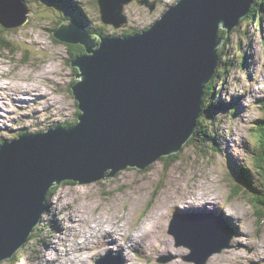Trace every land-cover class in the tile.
<instances>
[{
  "label": "rangeland",
  "instance_id": "374dc122",
  "mask_svg": "<svg viewBox=\"0 0 264 264\" xmlns=\"http://www.w3.org/2000/svg\"><path fill=\"white\" fill-rule=\"evenodd\" d=\"M24 1L30 9L27 23L7 30L8 33L0 27V35L3 37L10 33L8 40L11 39L14 47L17 48L15 52H12L0 42V76H2L0 81L4 85H13L15 82L20 84L21 81L22 84H38L45 87L52 94L50 96L61 102L48 108L40 100L20 104L15 95L20 93L21 87L0 89L2 104L0 106V114H2L0 144L3 140L11 141L20 137L25 131L46 130L53 125L73 124L78 120V102L71 87L78 81L76 78L78 69L70 62L73 58L72 52L75 51L73 46L61 42L53 35V27L56 28L57 22L59 23L65 17L58 14L56 7L44 5L41 0ZM79 1L83 5L80 4L78 12L87 26L92 29L101 28L107 35H121L128 28L140 31L149 27L162 16L170 4L178 0H159L157 8L153 11L147 5L133 0L125 8L129 20L126 23L127 27L118 29L102 22L95 0H77V3ZM261 14L255 20L245 17L228 35L230 43L223 56L233 58L235 55L236 60L240 62L233 67L229 64L224 66L221 63L218 72L227 68L228 72L219 75L221 79L217 80L215 89L206 91L205 111L199 122L203 120V124L200 126L198 124L199 132H195L194 139L189 140L190 142L174 155L167 167H165L164 159H160L150 164L145 170L127 168L114 177L94 183L62 182L53 189L50 200H47L45 214L32 233L31 239L18 250L15 257L0 264H49L47 259L44 262L41 260L34 262V256L38 250L46 247L50 239L49 235H55L54 239L59 242V245L63 243L61 232L64 231H58L57 222H61L67 228L65 236L67 234L69 236L66 243L72 249L70 255L74 257L73 253L80 254L81 250L89 254L84 256L87 260L84 257L79 260L62 257L60 261L52 264H73V262L74 264L79 262V264H97V260L102 255L108 254L114 257L116 264H125L117 256L116 250L115 255L107 253V250L98 249L102 248L98 245L99 243L91 240L77 243L83 241L86 238L85 231L91 230V225L96 224L97 221H103V217L109 220L123 217L121 224H125L127 230L124 231V235L128 234L129 237L140 226L143 231L147 230L152 220L154 223L157 222L154 229L159 232L156 231L154 237L160 234L175 238L177 246L188 249L181 255H175L158 247V240L153 242L150 239L147 249L143 246L139 247L141 252H130L133 257H140L138 261L142 264H168L177 257L183 264H196L188 260L203 259L210 249L194 253L193 249L185 245L183 237L179 239V242L171 233L174 221L176 229L179 230L184 226L185 219H193L202 214L207 216L205 218L207 220H209L208 216L216 218L222 231V243L231 236L230 247L226 248L227 250L237 246L244 251H253V248L246 249L235 240L243 226L249 228V238L261 240L263 237L262 240H264V205L256 203V198L264 191L263 172L259 174L256 167V154L259 152L258 128L264 121V8ZM236 46L239 52L241 50L246 53V60L245 57L238 56ZM49 65L51 73L47 72ZM1 70L6 71L7 74L3 76ZM48 74L53 79H49ZM21 76H28V78L23 81L19 79ZM207 116H211L212 119ZM194 194L203 195L202 201L216 195L214 202H220L225 217L238 214L240 218L236 222L239 229L235 231V226L230 227L232 224L225 219L229 225L222 219L224 217L222 209L217 208L215 203L203 204L195 208L183 204L173 206L168 204L170 197L173 198L174 195L185 200ZM47 199H49L48 195ZM260 200L264 199L260 196ZM53 203L55 210L57 209L56 212L54 209L50 211ZM65 205H71V207ZM71 211L78 218L83 219L75 227H72ZM209 211L221 216L213 215ZM257 211H260L259 215ZM53 212L59 219L53 220L52 214H49ZM160 212H164V216L158 215L161 214ZM166 212L167 219H163ZM90 220H92L91 223H89ZM151 241L153 243H150ZM151 244L153 247L150 248ZM64 249L65 245L62 246L61 254ZM226 249L212 255L206 264H211L213 257L222 256ZM250 263L245 262V264Z\"/></svg>",
  "mask_w": 264,
  "mask_h": 264
},
{
  "label": "water",
  "instance_id": "95a60500",
  "mask_svg": "<svg viewBox=\"0 0 264 264\" xmlns=\"http://www.w3.org/2000/svg\"><path fill=\"white\" fill-rule=\"evenodd\" d=\"M137 1L157 8L156 0ZM255 1L178 0L148 29L131 34L99 35L76 20L59 22L54 37L85 49L71 61L78 68L71 87L80 113L69 126L0 144V263L29 241L52 187L94 183L127 168L144 170L162 157L169 165L196 132L206 88L220 65V32L230 34ZM132 2L98 0L102 22L127 27L125 8ZM29 11L22 0H0V25L24 26ZM216 221L193 217L179 230L173 222L171 233L194 253L210 249L203 259L188 261L206 264L230 247L231 236L222 243ZM106 261H114L112 255Z\"/></svg>",
  "mask_w": 264,
  "mask_h": 264
},
{
  "label": "bare ground",
  "instance_id": "6f19581e",
  "mask_svg": "<svg viewBox=\"0 0 264 264\" xmlns=\"http://www.w3.org/2000/svg\"><path fill=\"white\" fill-rule=\"evenodd\" d=\"M127 19H128V17H127ZM69 20H73V19H69ZM125 25H126V23H125ZM145 29H148V28H145ZM145 29H142L140 31H143ZM140 31L136 30L135 33L140 32ZM72 59L70 61H72ZM50 68H51L50 65H49V67L47 66V72L50 71V73H51L52 70H50ZM44 70H45V68H44ZM1 73L3 74V76H5L7 74V72L6 71H3V70H1ZM48 75H49V79H53V77H51L50 74H48ZM1 77L2 76H0V78ZM27 78H28V76H25V77L24 76H21L19 79L25 81ZM21 82H20V84L17 83V82H15L16 84L14 83L13 85H4L2 83V81H0V89H2L4 87H12V88L13 87H21L20 93L15 95L16 96V99L20 102V104H22V103H27L28 104L30 101L37 102L38 100H40V102H43V104H45L47 106V108H48L49 106L50 107L56 106L57 103H60L61 102L60 100H58V99L50 96L52 94H50V92L45 87H41L40 85L35 84V83L22 84ZM7 91H8V89H7ZM1 105L2 104L0 102V106ZM1 116H2V114H0V117ZM192 137L190 138V140L192 139ZM202 196L201 195L198 196V195H195L194 194L190 198H187V199L184 200L183 198H179L178 195H174L173 198L170 197L171 199L168 202V204H169V206L170 205L173 206V205L183 204V205H188V207H192V208L194 207L195 208V207H200V205H203V204L215 203L216 206H217V208H219V209H222L223 208L221 206L220 202L219 203L214 202V200H216V198H217L216 195H214L213 197H210L209 200L208 199L207 200L205 199V201L204 200L202 201V198H203ZM67 205H65V206H67ZM162 205L161 206L164 208V204H162ZM67 207L70 208L71 205H69ZM53 209L55 210L54 203H53V207H51L50 211H53ZM56 210H55V212H56ZM161 210H162V208H161ZM205 210H206V208H205ZM73 211H71L70 218H71L72 225H73L72 227H75V226L78 225V222H82L83 219L80 218V217L78 218V216L75 215L73 213ZM157 211H160V210H157ZM209 212H211L213 215L218 216L216 213H213L212 211H209ZM222 212H223V216H224V210L223 209H222ZM49 214L50 215L52 214L51 216H53V220L59 219L58 216H55L54 215V212L53 213H49ZM163 214H164V212H162L161 214H158V215H163ZM156 215H157V213H156ZM237 215L232 214V215H230V217H225V216L222 217V219H224V220L226 219L227 221H229L232 224V225H230L225 220L230 225V227H232V226H235L236 227V228L233 227L235 229V231L239 229L238 224H237L236 221H238L240 217H238ZM102 216H103V214H102ZM201 216H203L204 218H207V216L204 215V214L200 215V217ZM220 216H218V217H220ZM157 217H153V219L154 218H157ZM104 218L105 217L102 218L103 221L100 220L99 222L97 221L96 224H94V225L92 224L91 225V230H88L87 229L85 231V233H84V235L86 236V238L83 241H81V242L78 241L77 243L80 244V243H82L84 241H89V240H91V241H93L95 243H99L98 245L100 247H102V248H98V249L103 250V251L104 250H107L106 251L107 253H112L114 255H115L114 252L117 251V253H118V254L116 253L117 256H119L123 260V262H125V264H131V263H133V264H142V263H140L138 261L141 258L138 257V256H134L133 257L132 255H130V252H133V253L139 252V251L141 252V250L139 249V247H143V246H146V249H147V243H149V240L150 239H152L153 242L155 240H158L159 241V243H157L159 245L158 247H160L161 249H163V250H165L167 252L175 253V255H181L183 252L188 251V249H185V247H183V246H177L175 244V241H174L175 238L173 239L171 237H165V236H162L160 234L158 236L156 234V237H154L153 236L154 233L156 231L158 232V230L157 229H154V225L157 222L154 223V221H152V220L150 221V223H151L150 226H152V227L149 226L150 228L148 227L147 230L145 229L143 231L142 230V226H140L139 228H137V230L135 231V233L133 232V234L129 237L128 234L124 235V231L126 230V225L125 224H121L123 217H121L122 219L121 218H116V219H112V220L107 219V217L105 219ZM163 219H167V212H166V215H165V217ZM91 221L92 220H90L89 223H91ZM143 224H144V222H143ZM57 225L59 226L58 227V229H59L58 231L59 232L64 231V232H61L62 233L61 240L63 241V243L61 245H59V242H57V240L54 239V236L55 235H49L50 239L47 242L46 247L45 248L43 247V249L38 250L35 253L34 262H36L37 260H41L42 262H44V260L47 259L49 261V264H52L54 262L60 261V258H62V257H65V259L69 257V260L70 259L72 260V258H74V260H75V258H78L77 260H79L80 258L84 257L85 254H87V256H88L89 253L87 251H82V250L80 251L81 252L80 254L73 253L74 254V257L72 255H70V251L72 249H70L69 246H67V243H66V242H68L67 239H68L69 236H68V234L65 236L66 229L67 228H65V226L61 222H57ZM145 228H147V227H145ZM142 234H144V235H142ZM248 234H249V228L243 226L238 231V235H237V238H236L235 242L240 243V245L242 247H245L246 249H248V247H251V248H253V251H251V252H248V250L247 251H244V249H240V248L238 249L237 246H235L234 248H230L228 250L226 249L227 251L224 254H222V256L218 257V255H217L216 257H213V261L211 260L212 261L211 264H245V262L246 263H250V261L252 262L250 264H264V240H262L263 237H261V240H259V239H255L254 240V239L249 238L248 237ZM142 236H144V237L142 238ZM140 238H142L141 241H140ZM153 242L151 241L150 243H153ZM63 245H65V249H64L63 254H61L60 252L62 250V246ZM149 247L150 248L153 247V244L149 245ZM93 250H95V249H93ZM65 251H66V254H65ZM103 256H104V258L102 259V263L101 264H109L106 261L107 255H102L101 257H103ZM122 256H123V258H122ZM248 257H252V258H248ZM84 258L87 260L86 257H84ZM112 259L115 261V259H114L113 256H112ZM114 261H112L110 264H116ZM67 263H69V262H67ZM73 264H74V262H73ZM168 264H183V262H182V260L179 257H177V258L171 260Z\"/></svg>",
  "mask_w": 264,
  "mask_h": 264
},
{
  "label": "trees",
  "instance_id": "16d2710c",
  "mask_svg": "<svg viewBox=\"0 0 264 264\" xmlns=\"http://www.w3.org/2000/svg\"><path fill=\"white\" fill-rule=\"evenodd\" d=\"M41 1H42V3L44 5H49V6L56 7L57 10H58V14H60L62 17H65L64 19H73V20H76V21L80 22L81 24L85 25L90 32H95L94 34L107 35V33L103 29H101V28H99V29H95V28L92 29L90 26H87L86 22L82 18H80L78 9L80 8V4L83 5L82 2L79 1V3H77V0H41ZM95 2H96V4H98V7H99L98 0H95ZM24 3L26 5H28L25 1H24ZM263 8H264L263 7V0H259V1L256 0L255 3L253 4L252 8H251L250 14L247 17L249 19L255 20L256 18H258L259 16L262 15L261 13L263 11ZM58 26H59V23L57 22V27ZM0 27H2V26L0 25ZM4 30L7 32V30H9V29L4 28ZM53 30H55V26L53 27ZM135 31L132 28H128V29H125L124 30V34L135 33ZM9 34L8 35H4L3 37L0 35L2 37V38H0V42L2 44H5L8 48H10L12 50V52H15L17 48L14 47V45L11 42V39L8 40ZM220 34L225 39L224 48H222V50H220V63L224 64V66H228V64H229L230 67H233L238 62H240V60H236L237 58H236L235 55L233 56V58L232 57L231 58H227L226 56L225 57L223 56L224 53H225V49L228 48V43H230V40L228 39V35L229 34L226 31H224L223 29L220 32ZM84 52H85V49L82 46V50L80 52H78L77 54H74L72 57L78 56L79 54H83ZM237 52L239 53L238 56L240 58L245 57V60H246V58H247L246 53L241 52V50L239 52L238 51V47H237ZM218 70H219V67L216 70L215 77L212 80L211 84L209 86H207L206 91L211 90V89H215V86L218 84V81L217 80H220L221 79L219 77V75H224V73L228 72V68L225 69V70H221L219 72H218ZM263 104H264V102H263ZM205 105H204V108H203L204 111H205ZM79 113L80 112L78 111V115H79ZM207 117L210 118V119H212L211 116L210 117L207 116ZM199 122H200V120H199ZM198 124H199V126L202 125L203 124V120H201V123H198ZM66 125H69V124H64V126H66ZM199 126H197V129H196L197 132H199V130H198ZM258 129H259L258 130L259 152H257V154H256V167L259 170V174H260V172H263L262 179L264 180V121H263V123H260L259 124V128ZM25 133H31V132L30 131H25ZM195 134L192 137L193 139L195 137ZM165 158L166 157H162L161 159H165ZM55 187L51 188V190L49 191V193H48V198L49 199H47V200H50V198H51V196L53 194V189ZM260 196L264 199V191H263V193ZM260 196H258L256 198V203L257 204L264 205V200H260ZM256 213H257V215H259L260 214V211H257ZM261 214H263V212ZM30 239H31V237H30Z\"/></svg>",
  "mask_w": 264,
  "mask_h": 264
},
{
  "label": "flooded vegetation",
  "instance_id": "af4514ba",
  "mask_svg": "<svg viewBox=\"0 0 264 264\" xmlns=\"http://www.w3.org/2000/svg\"><path fill=\"white\" fill-rule=\"evenodd\" d=\"M156 1H157V6H158L159 0H156ZM72 46H73V51H75V52H72V55L77 54L78 52H80L82 50L81 45H72Z\"/></svg>",
  "mask_w": 264,
  "mask_h": 264
},
{
  "label": "clouds",
  "instance_id": "9594fccd",
  "mask_svg": "<svg viewBox=\"0 0 264 264\" xmlns=\"http://www.w3.org/2000/svg\"><path fill=\"white\" fill-rule=\"evenodd\" d=\"M68 44V43H67ZM82 46V45H81ZM75 57V56H74ZM73 57V58H74ZM71 62V61H70ZM77 82V81H76ZM73 85V84H72ZM73 91V90H72ZM76 99V98H75ZM78 102V101H77ZM78 111H79V107H78ZM80 112V111H79ZM78 121V120H77ZM61 125H64V124H61ZM57 186V185H56ZM55 187V186H54ZM53 188V187H52ZM45 214V213H44ZM9 260V259H8Z\"/></svg>",
  "mask_w": 264,
  "mask_h": 264
}]
</instances>
